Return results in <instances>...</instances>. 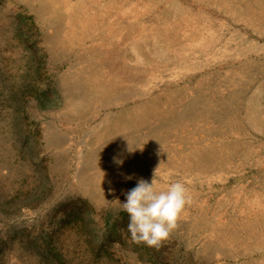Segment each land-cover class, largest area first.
Returning <instances> with one entry per match:
<instances>
[{
	"label": "rangeland",
	"instance_id": "rangeland-1",
	"mask_svg": "<svg viewBox=\"0 0 264 264\" xmlns=\"http://www.w3.org/2000/svg\"><path fill=\"white\" fill-rule=\"evenodd\" d=\"M0 264H264V0H0Z\"/></svg>",
	"mask_w": 264,
	"mask_h": 264
},
{
	"label": "trees",
	"instance_id": "trees-1",
	"mask_svg": "<svg viewBox=\"0 0 264 264\" xmlns=\"http://www.w3.org/2000/svg\"><path fill=\"white\" fill-rule=\"evenodd\" d=\"M47 253L49 254V252L47 251ZM57 258H59L58 254H56Z\"/></svg>",
	"mask_w": 264,
	"mask_h": 264
}]
</instances>
